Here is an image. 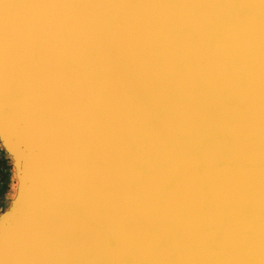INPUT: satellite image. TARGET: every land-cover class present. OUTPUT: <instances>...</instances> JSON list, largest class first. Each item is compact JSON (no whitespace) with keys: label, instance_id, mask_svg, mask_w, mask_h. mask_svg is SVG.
Returning a JSON list of instances; mask_svg holds the SVG:
<instances>
[{"label":"water","instance_id":"1","mask_svg":"<svg viewBox=\"0 0 264 264\" xmlns=\"http://www.w3.org/2000/svg\"><path fill=\"white\" fill-rule=\"evenodd\" d=\"M6 11L0 110L46 125L36 140L24 132L43 173L20 191L51 195L25 221L43 232L22 223L0 264L39 260L67 219L72 242L51 264H260L261 0H6ZM46 100L65 116L45 120ZM52 157L57 180L78 168L72 186H56Z\"/></svg>","mask_w":264,"mask_h":264},{"label":"rangeland","instance_id":"2","mask_svg":"<svg viewBox=\"0 0 264 264\" xmlns=\"http://www.w3.org/2000/svg\"><path fill=\"white\" fill-rule=\"evenodd\" d=\"M5 1L0 0V5L4 4ZM18 1L16 0V2ZM25 8L26 6L23 10ZM7 14V11L3 13L0 21L4 20ZM71 94L74 95L75 93L71 92ZM59 101H62V105L65 108H68L70 105V101L65 99H59ZM55 102L45 101V104L48 106L47 109L51 112L50 114L46 113L45 120L48 122L51 119L56 120V118L60 119L64 116L63 107L57 104L59 103L58 101ZM11 110L14 109L12 108ZM10 111H6V109L0 110V253L6 250L9 239L19 236L21 228L20 230L18 228L26 221L29 217L28 215L32 213L44 215L43 212L47 211V208L45 209L44 206L51 195V192L38 193L26 192L24 190L20 191V186L23 182L26 185L24 189L28 186H36L39 175H41V172L43 173V170L41 171V165H36L37 153H32L26 146V136L24 134L26 131H31L32 136H35L33 138L36 140V130L43 133L46 130V125L42 124L34 130V125L32 126L30 119L28 120L31 115L30 111L22 110L17 113ZM36 116L40 118L38 114ZM26 127L29 128L26 129ZM31 158L35 160V166L34 160ZM51 161L56 160L54 158ZM49 170L52 175L53 171L50 167ZM53 178L58 187L57 182L59 178L57 180L54 174ZM28 223L33 225L32 230L35 228L37 230L40 229L41 223L37 220L30 218L29 222H25V224ZM17 230L18 233L15 236L14 234L11 236ZM7 237L10 238L7 240Z\"/></svg>","mask_w":264,"mask_h":264},{"label":"bare ground","instance_id":"3","mask_svg":"<svg viewBox=\"0 0 264 264\" xmlns=\"http://www.w3.org/2000/svg\"><path fill=\"white\" fill-rule=\"evenodd\" d=\"M30 77H32V76H30ZM70 90V89H69ZM75 90L74 89H72L71 90V92H74ZM40 92H42L41 93V95L44 93V92H46L45 90H42V91H40ZM39 92V93H40ZM78 92H75V95L77 94ZM86 108H87V106L85 107V109L82 111V113H81V117L82 118H84V119H86V120H88V119H90V112H86L85 113V110H86ZM70 111V110H69ZM35 112L36 113H39L40 112V110L37 108V109H35ZM9 113V112H8ZM17 113V112H16ZM83 115H84V117H83ZM65 116V115H64ZM69 116V113H68V115L65 117V119L67 118ZM82 123V122H81ZM79 125L80 124H77L75 127H74V137L76 136V139L77 138H79L80 136H81V132L80 131H78V128H79ZM37 157V156H36ZM51 159H54V157H52ZM53 164V165H52ZM51 166L53 167V169H54V172H53V174H55L56 175V172H57V170L56 169H58V168H56V167H58V164H57V162L56 161H51ZM55 166V167H54ZM82 166V165H81ZM80 166V167H81ZM51 168V167H50ZM56 168V169H55ZM53 171V170H52ZM81 172H82V167H81ZM81 172H79V175L81 176ZM71 173V172H70ZM78 173V168H76V172H72L71 173V175L70 174H68V177H69V179L67 180V179H63V180H58V182H57V184H58V187L59 188H61V187H68V186H70L71 184H72V182H74L75 180H76V177H75V175L74 174H77ZM71 178V179H70ZM70 183V184H69ZM69 184V185H68ZM72 186V185H71ZM68 220V219H67ZM67 220H65L63 223H62V225H60V226H58V229L57 230H52V232H51V236H52V242H53V245H52V248L47 252V253H45L42 257H40V259L39 260H36L35 262L34 261H31L30 263H28V260H25V259H23V258H19L18 260L20 261V264H46V263H55L56 262V260H53V258L54 259H57V257H58V255L57 254H61V252L59 251V250H55L54 248L56 247V246H58L59 245V243H65V242H68V241H70V239H64L65 237H67L68 235H69V231H70V228L69 227H67V225H64L66 222H67ZM44 223V222H43ZM43 224H41L40 225V229H39V231H41L40 233H42L43 232ZM81 240H82V238H81ZM70 242H72V241H70ZM64 252L65 251H63L62 253L64 254ZM65 254H67L66 252H65ZM114 259V257L112 258V260ZM34 262V263H33ZM16 263V262H15ZM10 264H14V263H10Z\"/></svg>","mask_w":264,"mask_h":264},{"label":"snow or ice","instance_id":"4","mask_svg":"<svg viewBox=\"0 0 264 264\" xmlns=\"http://www.w3.org/2000/svg\"><path fill=\"white\" fill-rule=\"evenodd\" d=\"M241 7H247V6L242 5ZM261 7H262V12H264V0H261ZM259 256H260V264H264V233H262Z\"/></svg>","mask_w":264,"mask_h":264}]
</instances>
